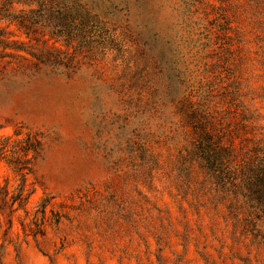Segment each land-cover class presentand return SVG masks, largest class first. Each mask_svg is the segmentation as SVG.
Wrapping results in <instances>:
<instances>
[{
	"label": "rangeland",
	"instance_id": "1",
	"mask_svg": "<svg viewBox=\"0 0 264 264\" xmlns=\"http://www.w3.org/2000/svg\"><path fill=\"white\" fill-rule=\"evenodd\" d=\"M73 1L70 38L8 28L40 60L0 59V264H242L194 151L264 146V0Z\"/></svg>",
	"mask_w": 264,
	"mask_h": 264
},
{
	"label": "trees",
	"instance_id": "2",
	"mask_svg": "<svg viewBox=\"0 0 264 264\" xmlns=\"http://www.w3.org/2000/svg\"><path fill=\"white\" fill-rule=\"evenodd\" d=\"M78 12L88 11L73 0H0V59H27L16 54L25 52L40 60L37 54L26 49L25 41L11 39L14 33L8 31L10 26H16L29 39L34 33H42L58 42L61 37L70 38L71 30L81 23L75 16ZM199 134L194 156L204 173L202 194L206 198L205 206L226 210L224 219L231 225L232 242L248 252L239 258L242 264H254V261L264 264V258H261L264 255V146L240 153L234 144L226 145L222 137L214 136L204 125ZM32 149L29 139L24 152L28 154ZM28 161L17 156L8 161L22 178L20 193L23 198L14 200H19L21 207L29 197V194L24 195ZM3 193L4 197L10 195L8 188H4ZM1 195L0 192V198ZM45 209L46 204L42 206L43 214ZM252 250L256 251L255 259L251 258Z\"/></svg>",
	"mask_w": 264,
	"mask_h": 264
}]
</instances>
